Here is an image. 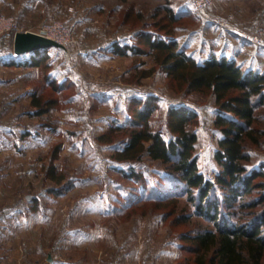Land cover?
Returning a JSON list of instances; mask_svg holds the SVG:
<instances>
[{
	"label": "rangeland",
	"instance_id": "374dc122",
	"mask_svg": "<svg viewBox=\"0 0 264 264\" xmlns=\"http://www.w3.org/2000/svg\"><path fill=\"white\" fill-rule=\"evenodd\" d=\"M36 2L35 8L24 9L23 0H0V15L13 18L18 31L49 29L52 38L66 41L64 47L46 50L50 63L46 70L43 66L7 65L4 69L3 52L5 58L13 55L15 32L0 36L1 79L6 75V85L0 83V126L21 123L20 128L30 132L20 137V132L0 131V264H189L195 254L180 250L181 234L212 224L194 214L185 193L171 192L170 179L163 182L166 200L146 201V189L159 186V178L168 170L147 156L116 162L112 155L121 147L119 136L115 141L99 138L130 114L127 102L131 94L153 93L160 98L151 116L153 128L163 127L168 105H188L197 113V168L215 182L220 168L215 152L221 137L212 122L215 97L173 87L151 54L118 55L107 51L106 45L125 35L131 37L155 6L169 5L175 12L188 14L174 23V34L182 40L192 35L189 51L207 50L209 44L219 51L222 39L218 34L232 32L231 38L238 35L245 40V50L236 60L244 69L252 64L253 69L264 72V0H214L205 16L195 12L188 0ZM129 8L131 16L125 19L124 11ZM138 11L143 13L141 22L133 20ZM208 23L214 27L208 28ZM178 25L186 30H177ZM255 35L260 38L258 43L252 41ZM227 53L230 57L231 51ZM202 54L206 56L207 51ZM46 71L59 74L58 82L65 77L66 88L52 92ZM34 92L55 95L57 106L42 115L30 114L35 110L30 104ZM255 114L254 124L264 129V107ZM58 142L61 148L53 164L63 180L56 185L45 176V168ZM247 153L249 164L262 165L264 172V135ZM131 167L141 171L145 181L125 177L121 169L128 172ZM69 180L73 186L62 194L43 191ZM34 195L39 197L37 213L18 211ZM183 243L185 247L190 244Z\"/></svg>",
	"mask_w": 264,
	"mask_h": 264
},
{
	"label": "trees",
	"instance_id": "16d2710c",
	"mask_svg": "<svg viewBox=\"0 0 264 264\" xmlns=\"http://www.w3.org/2000/svg\"><path fill=\"white\" fill-rule=\"evenodd\" d=\"M131 11V8L124 11L125 19L130 18ZM159 11H163V14L159 15ZM187 15L173 11L169 5H157L153 14H149L139 28L132 30L131 37L125 35L122 39L109 41L106 50L118 55L151 54L155 64L166 72L173 87L185 92L209 93L215 97L212 122L215 130L221 134L215 152L220 166L215 182L208 180L197 168L194 154L197 113L188 105H168L163 127L159 125L153 128L151 116L160 98L153 93L131 94L127 102L130 114L125 116L123 123L111 127L99 139L113 141L115 138V141L119 136L117 140L121 147L112 155L116 162L138 161L147 156L165 166L168 171L159 178V186L151 185L146 189L149 190L144 195L146 201L160 203L166 200L167 185L163 182L170 179L171 192L185 193L194 207V214L212 224V227H200L194 232L181 234L180 250L186 249L195 254L189 264H261L264 255V172L262 165L254 167L249 164L247 149L260 144L264 135V129L254 124L257 120L256 109L264 107V72L250 66L244 69L236 60V49L245 42L243 37L235 36L239 44L230 43L231 55L228 57L225 54L232 32L221 31L218 34V38L222 39L219 51L212 44L207 50L200 48L189 51L192 35L182 40L181 36L174 34V23ZM133 16V20L141 22L143 13L138 11ZM148 18H153V21L149 23ZM208 24V28L214 27V24ZM176 28L186 30L181 25ZM46 50L22 54L13 51L4 64L43 66L46 70L50 65ZM204 51H207V55L201 57ZM51 74L46 71L47 86L54 93L64 90L68 80L63 77L58 82L59 74ZM32 94L30 104L35 110L30 114L42 115L57 106L55 95L46 97L36 92ZM20 126L21 123L11 122L0 126V131L13 135L20 132V137L30 134L27 128ZM115 131L121 133L115 135ZM60 148L61 142H58L53 147L51 162L45 168V176L56 185L63 180V174L58 173L53 164ZM121 170L127 178L145 181L141 171L134 167L128 172ZM62 184L44 187L43 191L62 194L73 186V181ZM146 190L143 189V192ZM26 203V207H19L18 211L35 215L39 197L31 196ZM186 217L181 218L185 220ZM183 242L190 244L185 247Z\"/></svg>",
	"mask_w": 264,
	"mask_h": 264
},
{
	"label": "water",
	"instance_id": "95a60500",
	"mask_svg": "<svg viewBox=\"0 0 264 264\" xmlns=\"http://www.w3.org/2000/svg\"><path fill=\"white\" fill-rule=\"evenodd\" d=\"M50 47H64L53 38L44 35L43 31H16L13 35V51L16 54L27 53Z\"/></svg>",
	"mask_w": 264,
	"mask_h": 264
},
{
	"label": "built area",
	"instance_id": "2783aa9c",
	"mask_svg": "<svg viewBox=\"0 0 264 264\" xmlns=\"http://www.w3.org/2000/svg\"><path fill=\"white\" fill-rule=\"evenodd\" d=\"M191 8L201 14L202 16H205V12L207 9L211 8L214 4V0H188ZM221 25H223L222 23H220ZM61 25H59L58 27H53L52 30L56 29V28H60ZM18 25L15 22V20L11 17H6L4 15H0V36L4 35L5 33L9 32V31H18ZM41 31H43L44 35L47 37L52 38L50 35V30L49 29H41ZM40 31V32H41ZM50 33V34H49ZM53 39L56 40L57 42L61 43L62 45L65 44V40L61 39V37H55L53 36ZM253 42L258 43L260 41L259 36L255 35L254 38L252 39ZM214 180V179H213ZM211 180V181H213Z\"/></svg>",
	"mask_w": 264,
	"mask_h": 264
},
{
	"label": "crops",
	"instance_id": "0c3cea01",
	"mask_svg": "<svg viewBox=\"0 0 264 264\" xmlns=\"http://www.w3.org/2000/svg\"><path fill=\"white\" fill-rule=\"evenodd\" d=\"M21 1V0H20ZM25 3H24V5L23 6H25V7H22V8H24V9H32L33 7L35 8L36 7V4H37V2H36V0H23ZM221 40V39H220ZM230 43H234V44H239V42L238 41H236V39H233V38H229V42H228V46L226 47V50H225V54L226 55H228V53H227V51L228 50H230L231 51V45H230ZM244 45H240L239 47H238V49H236L237 51H236V54H235V58L237 59V56L238 55H240L241 53H242V51L243 50H245L244 49V47H243ZM4 48H5V45H4ZM0 50H1V42H0ZM4 50V49H3ZM3 61L6 59L5 58V52H3ZM231 54V53H230ZM1 56H0V59L2 58ZM251 64V63H250ZM250 67H252V64H251V66ZM4 69H6V65L4 64ZM1 76V75H0ZM6 75H4V79H1V77H0V83H1V81L2 82H4V84L6 85V77H5ZM50 258V257H49Z\"/></svg>",
	"mask_w": 264,
	"mask_h": 264
}]
</instances>
